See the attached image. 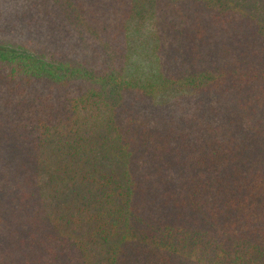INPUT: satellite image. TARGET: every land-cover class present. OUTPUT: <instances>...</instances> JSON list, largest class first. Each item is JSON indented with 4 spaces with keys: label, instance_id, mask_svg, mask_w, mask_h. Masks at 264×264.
<instances>
[{
    "label": "trees",
    "instance_id": "16d2710c",
    "mask_svg": "<svg viewBox=\"0 0 264 264\" xmlns=\"http://www.w3.org/2000/svg\"><path fill=\"white\" fill-rule=\"evenodd\" d=\"M0 264H264V0H0Z\"/></svg>",
    "mask_w": 264,
    "mask_h": 264
}]
</instances>
